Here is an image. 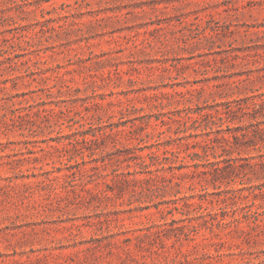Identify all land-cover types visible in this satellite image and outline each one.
Listing matches in <instances>:
<instances>
[{
    "label": "rangeland",
    "instance_id": "rangeland-1",
    "mask_svg": "<svg viewBox=\"0 0 264 264\" xmlns=\"http://www.w3.org/2000/svg\"><path fill=\"white\" fill-rule=\"evenodd\" d=\"M0 264H264V0H0Z\"/></svg>",
    "mask_w": 264,
    "mask_h": 264
},
{
    "label": "trees",
    "instance_id": "trees-1",
    "mask_svg": "<svg viewBox=\"0 0 264 264\" xmlns=\"http://www.w3.org/2000/svg\"><path fill=\"white\" fill-rule=\"evenodd\" d=\"M210 114H212V113H209V112H206L205 113V115H210ZM192 156H193V163H192V165L195 167V169H193L192 170V172H191V175L192 174H198V173H200V172H203L201 169H200V167L202 166V165H210L213 169H214V172H216V171H221L223 168L220 166V161L219 160H213V159H202V157L199 155V154H195V153H193L192 154ZM205 160V162H203L202 163V161H204Z\"/></svg>",
    "mask_w": 264,
    "mask_h": 264
}]
</instances>
